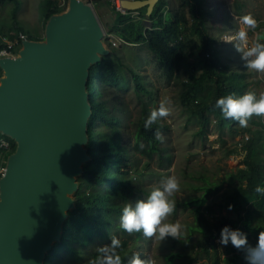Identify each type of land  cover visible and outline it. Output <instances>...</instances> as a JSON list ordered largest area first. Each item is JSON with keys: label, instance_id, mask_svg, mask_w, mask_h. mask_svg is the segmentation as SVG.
Instances as JSON below:
<instances>
[{"label": "trees", "instance_id": "trees-1", "mask_svg": "<svg viewBox=\"0 0 264 264\" xmlns=\"http://www.w3.org/2000/svg\"><path fill=\"white\" fill-rule=\"evenodd\" d=\"M8 2L14 4V25L9 29L10 34L1 35L15 37L24 33L28 38L42 39L43 35L38 31H26L19 24L17 14L21 1L0 0V4ZM185 2L189 6L188 10L184 9V3L171 7L169 0H159L150 16L146 15V7L138 9L137 16L131 15L132 11H129L112 27V32L127 44H145L156 55L158 65L168 80L184 71V77L178 81L179 101L182 107L196 118L199 128L195 134L206 138L214 122L215 130L225 144L224 136L227 131L231 135L238 133L237 122L225 119L220 110L214 107L215 102L229 94L238 97L247 92L250 85L247 79L249 75L244 70H238L224 62L221 49L215 45V37L209 32L206 1ZM65 9L66 1L43 0L41 16L44 23L52 14ZM147 19L151 21L150 27L145 24ZM112 49V54L103 56L99 63L90 68L88 91L92 115L88 123L87 148L91 160L84 165V171L78 177L79 188L74 194L76 207L69 211L61 240L47 253L43 264H56L57 259L64 253L83 261L89 255L86 251L88 248L92 249L97 242L112 238L111 232L117 225L116 220L120 218L122 209L126 206L125 202L130 200L133 194L135 180L129 168L133 166V161L123 141V118L117 113V107L110 106L102 97L103 86H120L123 82L121 71L126 67V63L115 54L117 49ZM128 69L141 100V94H149L150 91L143 84L142 76L132 68ZM148 115L150 109L144 104L136 121L134 149L149 160L158 155L161 164L166 161L169 165L172 162L171 155L166 148L160 146L161 142L155 139L154 132L168 130L170 127L158 121L150 130H145L143 125ZM252 123L254 126L242 129V132L248 135V140L235 150V153L244 152V167L239 168L233 175L232 182H237L226 194L234 217L223 216L221 220L212 223L202 210L204 198L187 202V205L198 204L194 213L195 219L203 226L205 234L197 245V251L211 255L212 264H221L216 230L220 233L221 229L228 225L233 229H240L248 239L245 228L253 231L256 239L260 232H264V221L258 219L264 212V195L255 191L257 186H264V122L257 117ZM0 137L3 135L0 134ZM6 138L11 143V149L9 152L0 149V159L14 152L17 147L14 140ZM141 145L144 147L141 148ZM135 173L139 174V171ZM244 196L255 198L251 207L245 208L242 205L241 198ZM242 220L244 228L238 225ZM138 236H141L140 233ZM121 245L126 247L127 241H123ZM183 245L184 250H187L189 244L185 242ZM175 254L185 253L176 252L171 259L175 258ZM96 255L97 251H92V256ZM240 257H243V254ZM237 259L238 254L233 255L228 259V264H236ZM122 260L127 264V257Z\"/></svg>", "mask_w": 264, "mask_h": 264}, {"label": "water", "instance_id": "water-1", "mask_svg": "<svg viewBox=\"0 0 264 264\" xmlns=\"http://www.w3.org/2000/svg\"><path fill=\"white\" fill-rule=\"evenodd\" d=\"M159 0H119L123 11ZM91 0H69L40 40L0 56V134L17 144L0 178V264H43L76 207L78 177L91 160L88 79L109 54Z\"/></svg>", "mask_w": 264, "mask_h": 264}, {"label": "rangeland", "instance_id": "rangeland-1", "mask_svg": "<svg viewBox=\"0 0 264 264\" xmlns=\"http://www.w3.org/2000/svg\"><path fill=\"white\" fill-rule=\"evenodd\" d=\"M20 1L17 18L21 27L26 31H38L41 35H44L46 23H44L41 16L43 0ZM62 1H66L67 8L69 0ZM91 1L105 33H113L112 27L122 16L129 12L117 8L119 0ZM169 1L171 7H178L184 3V9L188 10L189 6L185 2L186 0ZM205 1L209 32L212 37H215V45L221 49L224 62L238 70H244L249 75L247 79L250 85L247 91L253 90L259 94L264 92V74L251 73L243 68L240 55L235 51L232 44L235 41L229 43L230 38L242 27L240 18L248 13H252L259 21L256 33H250V41H254L256 35L264 37V0ZM13 6L14 4L10 2L0 4V34H10L9 29L14 25ZM138 14L137 10L131 12L133 16ZM145 24L150 27L151 21L147 19ZM103 41L108 48V55L112 54L113 49L110 47L109 38L105 36ZM115 48L117 49L115 54H118L126 63V67L121 71L123 82L120 86L111 84L103 86L104 94L102 97L108 101L110 106L117 107V113L123 118V141L133 161V166L129 168H131L130 173L135 180L134 190L130 200L125 202V205L146 198L150 191L159 185L162 178L175 175L180 180L181 191L174 197L176 210L169 217V221L178 220L186 228L181 241L168 238L160 242L159 240L145 238L142 233H140L141 236H138V233L127 234L119 227L120 218H118L116 220L117 225L114 226L111 232L112 238L119 239L121 244L123 241H127V246L124 248L121 246L118 250L119 254L121 258L127 257V259L134 254H139L142 259H151L154 264H212L211 255L201 254L197 251V245L205 234V229L195 219L194 213L198 204L187 205V202L201 196L203 191L199 187L207 184L206 179H209L210 185L208 186L210 189L215 188L213 195L215 202L226 203L225 194L230 192L236 183V181L231 182V175H233L234 170L242 166V157L234 154L236 148L233 140L228 139V135L224 136L225 139H228V145L227 143L223 144L222 139L216 133L217 131L214 130V122L206 138H201L195 134L199 128L196 118L191 116L190 112L185 110L179 101L178 81L184 77V71L178 73L172 80H168L158 65L156 55L145 44H121ZM128 68H132L142 76L143 84L150 91L149 94H141V100ZM161 102H165L172 109V115L167 120H160L162 124L170 127L168 130L161 131L165 139L160 144L171 155L172 162L169 165L166 161L161 164L158 155H155L153 160H149L134 149L136 121L140 117L142 105L147 104L151 113L153 109L159 107ZM237 141L240 145L242 138H238ZM136 171H139V174L135 173ZM225 208L222 210L219 206L211 205L209 210L204 208V212L208 215L210 221L215 223L221 220L222 215H229L230 209ZM262 219H264V216H262ZM215 232L221 264H228V259L237 254L239 259L236 260V264H245L243 257H240L242 253L238 252L231 244L227 247L219 244L220 233L217 230ZM248 237L249 242L254 245L257 240L256 236L250 234ZM111 239L106 238L97 242L92 249L88 248L86 251L89 255L83 261L64 253L57 259L56 264H89V261L94 258L92 251H97L99 246L110 244ZM185 242L189 244L187 250L183 248ZM176 252L185 254H175V258L171 259ZM186 253H190V255Z\"/></svg>", "mask_w": 264, "mask_h": 264}, {"label": "clouds", "instance_id": "clouds-1", "mask_svg": "<svg viewBox=\"0 0 264 264\" xmlns=\"http://www.w3.org/2000/svg\"><path fill=\"white\" fill-rule=\"evenodd\" d=\"M242 27L230 38L235 51L240 55L242 66L248 71L264 74V37L256 35L250 41V33H256L259 21L252 13L240 18ZM214 107L220 110L225 119L238 122L239 127L247 128L253 117H264V92L257 95L255 91H247L243 95H227L216 100ZM172 115V109L165 102L153 109L144 121V129L150 130L160 120H167ZM155 139L164 142L161 131L154 132ZM144 146L141 145V148ZM181 191L180 180L175 175L161 179L146 198L127 204L122 209L119 227L129 235L142 233L145 238L165 241L172 238L177 241L185 235L186 228L178 220L169 221L176 210L175 195ZM256 193L264 195V186H257ZM3 194L0 193V202ZM218 243L227 247L231 244L243 254L245 264H264V232L258 234L256 243L249 242L247 235L240 229L225 225L220 232ZM121 241L112 238L110 244L99 246L97 255L89 264H124L119 249ZM127 264H154L151 259H142L139 254L132 255Z\"/></svg>", "mask_w": 264, "mask_h": 264}, {"label": "crops", "instance_id": "crops-1", "mask_svg": "<svg viewBox=\"0 0 264 264\" xmlns=\"http://www.w3.org/2000/svg\"><path fill=\"white\" fill-rule=\"evenodd\" d=\"M251 72V71H250ZM251 73H255V72H251ZM256 74V73H255ZM256 92V91H255ZM257 93V95H259V93L258 92H256ZM255 119H257V117H254L253 118V120L255 121ZM252 120V121H253ZM260 120L261 121H263V117H260ZM252 121L251 122H249V126L250 125H253L254 126V124L252 123ZM264 122V121H263ZM211 127H212V125H211ZM236 129H238L237 131H238V133L237 134H235V135H231V133L229 132V131H227L226 132V134L225 135H228L229 136V138L228 139H231V140H233V142H234V146H235V148L238 150V141H237V139L238 138H242V137H244V136H246L247 134L246 133H243L242 132V129L243 128H241V127H239V125L237 124L236 125ZM215 130V129H214ZM216 131V130H215ZM216 133H218V132H216ZM248 136V135H247ZM219 137V136H218ZM228 139H226V142H225V144L227 143V145H228ZM220 141V140H219ZM229 144H231L230 142H229ZM233 154V153H232ZM234 154H236V155H238L239 157H242V166H240L239 168H242V167H244V163H243V160H244V152L243 151H239V152H237V153H234ZM238 168V169H239ZM238 169H236V170H234V173H233V175L237 172V170ZM233 175H231V179H232V177H233ZM206 181H208V183L207 184H205L204 186H200L199 187V189H201L203 192H202V194H201V196H199V197H196L194 200H196V199H201V198H204V202H203V204H202V210H203V212H204V208H206V210H209V207L211 206V205H215V206H219L222 210H224V209H226L225 207H228V209H230V213H229V215H222V217L224 216V217H229V218H232V217H234L233 216V214H234V211H233V208L230 206V204H229V199L227 198V193L225 194V197L227 198L226 200H227V202L226 203H224V204H221V203H217V202H215V200H214V198H213V195H214V193H215V188H213V189H210V187L208 186V185H210V180L209 179H206ZM236 182H237V180H235ZM232 182V181H231ZM232 190V189H231ZM254 200H255V198L254 197H250V196H244V197H242L241 198V203H242V205L245 207V208H247V207H251L252 206V203L254 202ZM206 205V206H205ZM196 209V208H195ZM205 213V212H204ZM206 214V213H205ZM244 214V213H243ZM262 216H264V212L260 215V217H258V219H259V221H261V220H263L264 221V219H262ZM244 220V219H243ZM243 220H242V222H240V224H239V226H243ZM243 228H244V226H243ZM245 231H246V233L250 236V234L251 235H254L255 236V234L253 233V231H251V230H249V229H246L245 228ZM216 233V232H215Z\"/></svg>", "mask_w": 264, "mask_h": 264}, {"label": "built area", "instance_id": "built-area-1", "mask_svg": "<svg viewBox=\"0 0 264 264\" xmlns=\"http://www.w3.org/2000/svg\"><path fill=\"white\" fill-rule=\"evenodd\" d=\"M106 36L109 38V41L111 43L112 47L120 46L121 44H127L123 39L116 36L113 33H107ZM28 35L24 33H20L19 35L15 37H9L7 35H1L0 34V56H10L15 55L19 48L22 45V41L27 39ZM264 121V117H263ZM248 136L242 137V143L239 145L242 146L243 142L248 140ZM0 149H3L5 152H9L11 149V143L9 139L6 138V136L3 135V137H0ZM7 156H4L0 159V178L4 174V171L6 169V162H7Z\"/></svg>", "mask_w": 264, "mask_h": 264}]
</instances>
